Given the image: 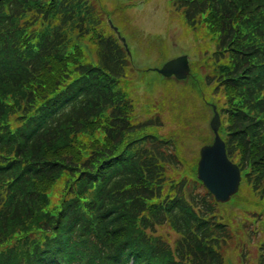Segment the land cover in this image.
Listing matches in <instances>:
<instances>
[{"label": "trees", "instance_id": "trees-1", "mask_svg": "<svg viewBox=\"0 0 264 264\" xmlns=\"http://www.w3.org/2000/svg\"><path fill=\"white\" fill-rule=\"evenodd\" d=\"M94 1L0 0V264H226L229 218L161 118L133 123ZM173 2L214 43L199 83L264 199V0Z\"/></svg>", "mask_w": 264, "mask_h": 264}, {"label": "rangeland", "instance_id": "rangeland-1", "mask_svg": "<svg viewBox=\"0 0 264 264\" xmlns=\"http://www.w3.org/2000/svg\"><path fill=\"white\" fill-rule=\"evenodd\" d=\"M115 0H108L107 3V10H102L100 11L101 13V19L104 22V24L107 26L106 31L111 32L112 28L110 29L108 26L106 12L107 11H112L113 3ZM165 1L166 0H143L138 2L137 7L135 8V18H132L133 20L131 21V24L129 23H123L120 19H116L115 22L121 29L122 31L125 32L126 36L129 38V42L131 44H135V40L131 39V37L128 35V33H132L133 27H141L147 34L152 33H159L165 37H168L170 35V32L173 28L175 31L170 35V42L173 44L174 49H170L166 56L163 58V53L162 55L156 56V53L154 52V57H145L143 58L142 55H139L137 53H134V64L137 67L140 68H149L151 71L147 72V75L153 78L154 84H145L146 82H141L140 76L137 74V68L131 66L128 63L127 67V73L128 76L133 80V85L131 86V92L134 100L137 101L138 106L140 107L139 110V118L137 121H141L146 119L149 115H159L160 118L164 121L163 123L165 124L164 130L162 131L163 134L171 135V136H179L182 135L187 137V147L189 149V156H192L194 154L195 144L199 145L201 143L208 144L210 142V135H209V119H210V113L212 115L211 107L206 106V109L203 108V110L198 113L194 112L193 115H199L198 118L193 117L194 123V128L192 130L188 131L189 135L187 133H179L174 132L175 130L173 129L174 126L169 125L168 122L175 119L176 117H182L185 119L188 123L191 119V117L187 114H179L177 116V108L176 104L179 101V97L187 95L186 93H181V86L184 88L186 91H191V94H197L198 90L197 89H192L189 90L188 84L184 82L176 81V84H173L172 81L169 78L166 80V83H162L161 77L157 74V72L154 70L156 67L161 66L165 61L178 57L181 54H184L187 52H192L196 50V41H191V46L195 47L192 48V51L189 49L188 46L181 45V42L177 41V36L176 34H179L181 32V27L179 26L178 23H176L175 26H168L166 22H168V17L165 9ZM95 7L98 9H102L104 5L99 3L98 1H94ZM102 5V6H101ZM106 6V5H105ZM106 9V8H105ZM104 11V12H103ZM115 14L117 12L115 11ZM180 23V21H179ZM172 21V25H174ZM183 33L187 35V40L188 38V30L187 27L183 24ZM113 32V31H112ZM115 33V32H114ZM116 35V33H115ZM139 40H142L141 37H136ZM154 40V39H153ZM121 44V43H120ZM123 46V44H121ZM140 45H138L139 47ZM127 48H129L127 46ZM191 57L192 63L195 61L194 60V54H189ZM158 83V84H157ZM155 84H157L155 86ZM212 93H210L211 95ZM188 96V95H187ZM190 100V99H189ZM185 100H182V103H184ZM209 118V119H208ZM187 128H190L189 125H187ZM198 150V149H197ZM244 187L246 186V183L243 184ZM246 205V204H244Z\"/></svg>", "mask_w": 264, "mask_h": 264}, {"label": "water", "instance_id": "water-1", "mask_svg": "<svg viewBox=\"0 0 264 264\" xmlns=\"http://www.w3.org/2000/svg\"><path fill=\"white\" fill-rule=\"evenodd\" d=\"M162 72L166 75L175 73L179 78L185 77L189 72L186 58L168 63ZM219 125V116L216 114L212 121V127L216 133ZM214 158H219V162L215 163V168L213 169L211 161ZM199 169L201 178L204 179L206 185L216 194L219 200H226L237 190L240 180L239 170L229 161L225 160V145L218 135L212 147H206L202 150V160L200 161ZM233 178L234 183L231 187H228Z\"/></svg>", "mask_w": 264, "mask_h": 264}, {"label": "bare ground", "instance_id": "bare-ground-1", "mask_svg": "<svg viewBox=\"0 0 264 264\" xmlns=\"http://www.w3.org/2000/svg\"><path fill=\"white\" fill-rule=\"evenodd\" d=\"M183 45L188 46L189 49L192 51V46H191V42L190 41L185 42ZM190 53L192 54V52H190Z\"/></svg>", "mask_w": 264, "mask_h": 264}]
</instances>
